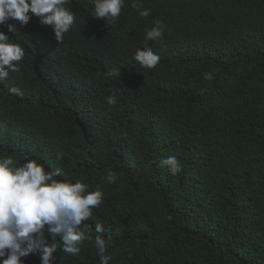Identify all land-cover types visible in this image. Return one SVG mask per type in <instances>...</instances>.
Returning a JSON list of instances; mask_svg holds the SVG:
<instances>
[{"label": "trees", "instance_id": "trees-1", "mask_svg": "<svg viewBox=\"0 0 264 264\" xmlns=\"http://www.w3.org/2000/svg\"><path fill=\"white\" fill-rule=\"evenodd\" d=\"M140 4L149 17L125 0L108 27L89 0H69L76 21L60 42L34 15L9 21L16 34L2 27L25 69L20 101L0 88V156L37 159L105 193L78 256L46 234L55 264H99L95 222L112 237L109 264H264V0ZM156 20L163 42L149 46L161 60L144 69L133 57ZM169 156L179 175L162 165Z\"/></svg>", "mask_w": 264, "mask_h": 264}, {"label": "clouds", "instance_id": "clouds-1", "mask_svg": "<svg viewBox=\"0 0 264 264\" xmlns=\"http://www.w3.org/2000/svg\"><path fill=\"white\" fill-rule=\"evenodd\" d=\"M89 3L94 6L91 17L103 19L108 27L120 19L125 6V0H89ZM68 4L69 0H0V88L8 92H3L6 98L20 101L24 97V80L19 76L25 69L20 64L25 50L2 27L7 25L8 32L16 34V23L9 21L27 26L34 15L41 25L52 27L53 41L60 42L76 21V14ZM132 7L141 18L151 15L149 8L141 10L140 0H132ZM165 28L162 20H156L145 32L144 47L137 48L133 57L142 68L154 69L160 62L161 57L153 52L149 42L162 43ZM107 75L119 76L120 72L113 69ZM204 79L213 80L214 71L205 72ZM106 99L109 105H115L116 92ZM162 165L173 176L183 172L176 156H169ZM60 175L58 169L47 170L37 159L17 165L11 155L0 156V264H24L22 258L36 252L40 253L41 264H55L54 253L59 248L48 242L46 234L53 241L59 237L63 244L60 250L70 256H78L82 244L93 240L85 231L88 227L85 222L93 219V210L102 204L105 193L100 188L90 191L88 184L79 180L57 179ZM106 181L116 183V172L109 170ZM95 232L93 242L99 264H109L113 257L106 251L112 237L105 238V226L100 222H95Z\"/></svg>", "mask_w": 264, "mask_h": 264}]
</instances>
